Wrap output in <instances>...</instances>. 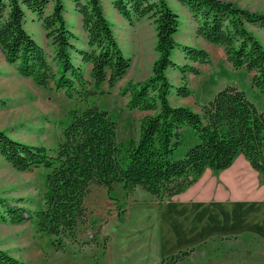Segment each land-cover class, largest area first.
<instances>
[{"label": "trees", "instance_id": "trees-1", "mask_svg": "<svg viewBox=\"0 0 264 264\" xmlns=\"http://www.w3.org/2000/svg\"><path fill=\"white\" fill-rule=\"evenodd\" d=\"M71 1L86 33L82 45L65 19L64 0H0V47L6 61L38 86L87 103L70 110L59 122L62 138L55 148L27 143L0 130V155L16 170L49 169L45 207L32 210L0 197V221H34L40 233L52 237V244L63 249L64 239L73 237L88 215L86 198L92 185L106 187L109 198L117 203V185L127 194L141 187L164 202L197 182L207 168L215 173L229 168L240 154L264 176V112L245 91L227 85L203 105L202 113L172 104L174 89L180 97L190 96L193 90L185 84L175 86L168 70L180 71L186 83L188 73L200 74V68L191 62L209 63L210 54L177 41L180 15L168 0H108L132 25L143 18L152 19L157 32L158 57L151 74L130 80L120 89L121 95L129 98V109L146 112L139 120V137L119 142L115 115L88 102L103 95L105 85L115 87L131 68L132 58L125 55L103 0ZM177 1L196 20L197 36L222 46L228 62L251 73L252 85L264 96V45L251 29H264V10L229 0ZM50 4L52 11L47 13ZM28 11L38 16L51 39L52 58L25 28ZM176 52L185 57V63L176 61ZM85 64L92 66L90 79L85 76ZM186 128H191L199 141L180 157ZM194 250H181L156 264H178ZM0 264L27 263L0 249Z\"/></svg>", "mask_w": 264, "mask_h": 264}, {"label": "rangeland", "instance_id": "rangeland-1", "mask_svg": "<svg viewBox=\"0 0 264 264\" xmlns=\"http://www.w3.org/2000/svg\"><path fill=\"white\" fill-rule=\"evenodd\" d=\"M229 1L252 10H264V0ZM64 3L65 19L78 35L77 43L82 45L86 33L81 16L71 0H64ZM168 3L180 15L177 41L204 48L210 54L209 63L191 62L200 68V74L188 73L186 83L180 71L168 70L167 74L175 86L185 84L193 90L190 96L180 97L174 89L171 102L202 113L203 105L212 100L217 92L227 85H235L246 92L260 112H264V96L252 85V74L245 69H235L228 62L222 46L210 44L197 36V22L186 7L177 0H168ZM52 7L50 4L46 12L50 13ZM103 8L125 55L132 58V66L115 87L109 89L105 85V93L91 98L88 103L95 102L115 115L118 141L127 143L131 138L139 137V120L145 113L129 109V98L121 95L120 89L130 80H142L151 74L152 65L158 57L157 32L150 18H143L132 25L116 11L110 1L103 0ZM25 28L52 58L54 47L36 14L27 12ZM251 29L264 45V29ZM175 59L181 64L185 63V57L180 52H176ZM84 73L88 79L91 78L85 68ZM86 104L76 98H68L62 91L40 87L32 79L22 77L16 65L6 61L0 47V130L27 143L55 148L62 138L63 128L59 122L67 117L70 110ZM184 130L186 140L178 151L180 157L199 141L191 128ZM48 173L49 169L46 168L18 171L0 155V197L32 210L42 209L45 207ZM116 191L119 203L109 198L106 187L91 186L86 198L88 215L78 224L75 235L64 239L63 249H57L52 244V237L40 233L31 220L21 224L0 221V249L27 264L158 263L161 260H158V255L146 248L156 240L153 228L147 226L145 218L142 224L133 220L131 210L135 204H128L124 200L120 185H117ZM226 236L217 235L201 241L194 246V252L178 264H264V238L254 232L238 234L236 237Z\"/></svg>", "mask_w": 264, "mask_h": 264}, {"label": "crops", "instance_id": "crops-1", "mask_svg": "<svg viewBox=\"0 0 264 264\" xmlns=\"http://www.w3.org/2000/svg\"><path fill=\"white\" fill-rule=\"evenodd\" d=\"M84 68L91 74L90 64ZM122 194L128 204H135L131 218L141 224L145 218L153 228L156 240L146 248L157 254L158 260L195 249L196 244L217 235L236 237L254 232L264 238V176L243 154L219 173L207 168L197 182L164 202L141 187L129 194L122 189Z\"/></svg>", "mask_w": 264, "mask_h": 264}]
</instances>
